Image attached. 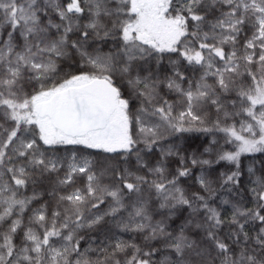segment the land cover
Listing matches in <instances>:
<instances>
[{
	"label": "snow or ice",
	"instance_id": "6c2138e0",
	"mask_svg": "<svg viewBox=\"0 0 264 264\" xmlns=\"http://www.w3.org/2000/svg\"><path fill=\"white\" fill-rule=\"evenodd\" d=\"M0 264H264V0H0Z\"/></svg>",
	"mask_w": 264,
	"mask_h": 264
},
{
	"label": "trees",
	"instance_id": "16d2710c",
	"mask_svg": "<svg viewBox=\"0 0 264 264\" xmlns=\"http://www.w3.org/2000/svg\"><path fill=\"white\" fill-rule=\"evenodd\" d=\"M45 199H48V197L45 196ZM124 238H127V234H124Z\"/></svg>",
	"mask_w": 264,
	"mask_h": 264
}]
</instances>
